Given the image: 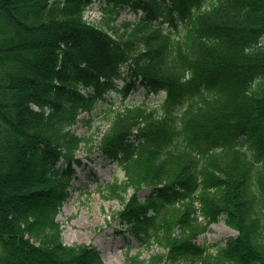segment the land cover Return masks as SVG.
<instances>
[{
  "label": "trees",
  "instance_id": "trees-1",
  "mask_svg": "<svg viewBox=\"0 0 264 264\" xmlns=\"http://www.w3.org/2000/svg\"><path fill=\"white\" fill-rule=\"evenodd\" d=\"M92 1L0 0V264H103L56 220L82 145L122 169L126 230L166 252L125 264H264V0H102L88 21ZM138 85L165 96L111 105L93 144L72 132ZM219 218L236 236L213 255L195 240Z\"/></svg>",
  "mask_w": 264,
  "mask_h": 264
},
{
  "label": "rangeland",
  "instance_id": "rangeland-1",
  "mask_svg": "<svg viewBox=\"0 0 264 264\" xmlns=\"http://www.w3.org/2000/svg\"><path fill=\"white\" fill-rule=\"evenodd\" d=\"M102 0H93L88 7L85 18L88 21H99ZM129 9L120 13V21L135 19ZM167 25H165V28ZM120 86L122 82L119 83ZM145 90L138 86L127 100L129 105L138 104L144 99ZM161 94L158 96L160 99ZM110 100L116 106L121 103L120 97L110 93ZM150 103H156L150 95ZM109 102H107L108 104ZM106 103H98L92 113L82 114L80 121L72 127V131L79 137L98 141L100 135L106 130L108 124L104 113L108 109ZM87 147L82 145L78 158L82 166L76 169V180L71 197L61 208L57 220L62 229V241L66 245H86L95 247L103 260V264H125L127 257L138 256L142 262L157 252L166 253L157 246L141 244L126 231V224L119 217L132 192L119 193V196L109 195L107 186L124 181V173L116 163L110 162L101 153L95 151L86 153ZM87 156V157H86ZM12 185L16 186L15 182ZM149 190L143 189L139 197L143 199ZM16 203V202H15ZM175 231V234H178ZM236 233L227 227L222 220L211 225L204 234L196 239V244L215 254L218 248L224 246L226 240L234 237ZM178 264H191L189 259L181 260ZM193 264H199L195 259Z\"/></svg>",
  "mask_w": 264,
  "mask_h": 264
},
{
  "label": "bare ground",
  "instance_id": "bare-ground-1",
  "mask_svg": "<svg viewBox=\"0 0 264 264\" xmlns=\"http://www.w3.org/2000/svg\"><path fill=\"white\" fill-rule=\"evenodd\" d=\"M76 180V176L73 178L72 180V184H73V187H72V190H74V181Z\"/></svg>",
  "mask_w": 264,
  "mask_h": 264
}]
</instances>
